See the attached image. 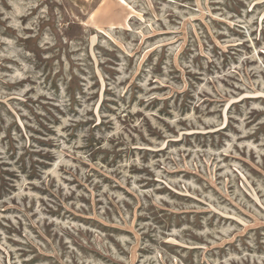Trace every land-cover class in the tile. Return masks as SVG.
<instances>
[{"label":"rangeland","instance_id":"obj_1","mask_svg":"<svg viewBox=\"0 0 264 264\" xmlns=\"http://www.w3.org/2000/svg\"><path fill=\"white\" fill-rule=\"evenodd\" d=\"M0 264H264V0H0Z\"/></svg>","mask_w":264,"mask_h":264}]
</instances>
